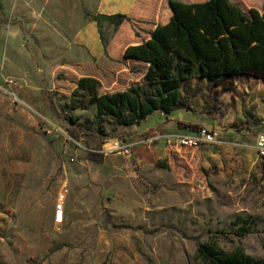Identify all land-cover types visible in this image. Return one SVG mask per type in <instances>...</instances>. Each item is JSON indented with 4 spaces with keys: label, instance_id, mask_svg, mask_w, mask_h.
Masks as SVG:
<instances>
[{
    "label": "rangeland",
    "instance_id": "rangeland-1",
    "mask_svg": "<svg viewBox=\"0 0 264 264\" xmlns=\"http://www.w3.org/2000/svg\"><path fill=\"white\" fill-rule=\"evenodd\" d=\"M86 13L107 14L104 0H0V264H206L199 244L264 258V78H191L184 109L118 127L75 90L84 77L101 94L133 84L111 82L125 62L109 47L152 28L105 24L106 52ZM127 68L145 84L144 65ZM202 129L222 143H182Z\"/></svg>",
    "mask_w": 264,
    "mask_h": 264
},
{
    "label": "trees",
    "instance_id": "trees-1",
    "mask_svg": "<svg viewBox=\"0 0 264 264\" xmlns=\"http://www.w3.org/2000/svg\"><path fill=\"white\" fill-rule=\"evenodd\" d=\"M167 2L172 11L170 21L158 25L149 40L125 51L126 58L148 65L145 84L101 94L97 79L79 80L75 92H86L96 105L98 118L111 119L118 127L139 126L156 112L169 115L184 109L182 89L191 78L209 84L224 83L241 75L264 78V11L246 12L232 0ZM86 16L96 22L106 52L105 24L117 31L133 21L121 13ZM249 233L247 225L235 234L245 237ZM198 254L206 264H264V258L254 259L243 250L225 254L204 244L198 245Z\"/></svg>",
    "mask_w": 264,
    "mask_h": 264
},
{
    "label": "crops",
    "instance_id": "crops-1",
    "mask_svg": "<svg viewBox=\"0 0 264 264\" xmlns=\"http://www.w3.org/2000/svg\"><path fill=\"white\" fill-rule=\"evenodd\" d=\"M180 1L186 3H203L208 0H180ZM232 1L238 4L246 12H248L251 9H256L259 10L260 12L264 11V0H232ZM104 12L107 14H118V13L126 14L133 21L136 20L139 22H143V23L135 22L139 24L142 28L143 26L145 27L146 25L149 24V26L152 28V32L156 29L158 25L167 24L172 17V11L168 6L167 0H104ZM128 23L129 22H126L123 25H121L123 30H124V26ZM151 33H150V37H151ZM93 37L94 40H96L97 42V34H95ZM126 41L127 40L124 37V35H122V33L121 34L119 33L117 39L113 44H111V47H109L108 50L109 57L115 60H120V61L122 60L125 62V64H127V65L125 64L118 65L119 67L116 69V71L112 72L111 74V82L112 83L115 82V84H117L118 82L121 84L125 81V79L133 80V84L131 85L129 84L128 87L125 90H122L121 92L126 91L127 89L133 86L139 85L136 83V80H134L132 74H130V72L128 71L127 66L129 63H134L136 65H144L145 70L147 71L148 69V65L146 63H143L136 59L125 57V51L129 46L140 45L143 42L141 43L135 42L127 45ZM146 71L143 75V79L145 82H146L145 80ZM157 113H161V112H156L153 115Z\"/></svg>",
    "mask_w": 264,
    "mask_h": 264
},
{
    "label": "built area",
    "instance_id": "built-area-1",
    "mask_svg": "<svg viewBox=\"0 0 264 264\" xmlns=\"http://www.w3.org/2000/svg\"><path fill=\"white\" fill-rule=\"evenodd\" d=\"M161 137H158L157 139H160ZM168 143L170 142V139H167ZM204 142L211 145H220L222 142L218 140V138L212 134L211 132H208L205 129L200 130V133L198 136L195 137H188L184 138L182 140V143L185 145H196L198 142ZM116 149L118 148L117 146ZM254 147L258 153V156L261 158H264V132L260 133L255 140ZM124 153H128V150H124V147L122 148ZM67 188V185L64 186V189ZM64 194L60 195V198L56 204L55 207V214H54V220L56 225H62L65 219V201H64Z\"/></svg>",
    "mask_w": 264,
    "mask_h": 264
}]
</instances>
